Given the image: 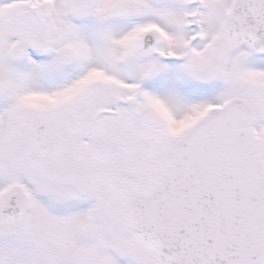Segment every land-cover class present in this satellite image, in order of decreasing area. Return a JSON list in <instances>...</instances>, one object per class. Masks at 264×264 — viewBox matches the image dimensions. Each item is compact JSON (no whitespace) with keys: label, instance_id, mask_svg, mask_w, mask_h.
Masks as SVG:
<instances>
[{"label":"snow or ice","instance_id":"snow-or-ice-1","mask_svg":"<svg viewBox=\"0 0 264 264\" xmlns=\"http://www.w3.org/2000/svg\"><path fill=\"white\" fill-rule=\"evenodd\" d=\"M0 264H264V0H0Z\"/></svg>","mask_w":264,"mask_h":264}]
</instances>
